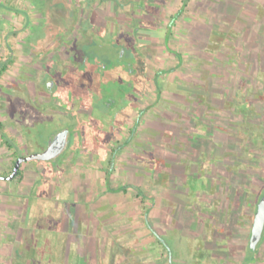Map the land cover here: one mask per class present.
Listing matches in <instances>:
<instances>
[{
	"label": "rangeland",
	"instance_id": "rangeland-1",
	"mask_svg": "<svg viewBox=\"0 0 264 264\" xmlns=\"http://www.w3.org/2000/svg\"><path fill=\"white\" fill-rule=\"evenodd\" d=\"M133 1L137 3L136 11L131 9L134 2L129 0H0V71L6 65L0 72V121L4 124L7 140L14 144V148H10L0 139V264H55L57 254H49L47 246L61 241L64 225L63 221L51 219L55 214L64 213L65 199L74 197L89 199L90 207L95 211V225L103 233L106 245L112 248L111 253L117 252L116 259H132L131 264H232L231 261L226 263L225 257L237 252L231 260L233 264L242 263L248 237H243L244 231L240 230L238 236L242 243L234 244L235 248L226 239L233 236L235 225L244 223L248 227L250 224L245 219L251 218L248 209L254 207L256 196L251 195L249 200L247 193H264V98L253 93L255 95L250 99L240 94L226 99L225 95L215 94L224 92V87L195 86L192 90L187 85L192 77L202 74L197 56L204 47L200 34L210 32L211 41L216 42V45L209 44L213 48L208 52H213L214 46L220 48L219 43L237 36L238 32L241 36L235 41L237 46H246L242 36L245 32L255 36L254 40L249 39V47L254 44L257 48L258 42L264 46V0H190L192 4L186 12L180 11L183 0ZM117 5L124 9L121 21L126 22L128 12L133 11V15L141 17L143 30L148 34L143 37V43L149 44L151 54L143 53L141 58L146 56L150 61L149 87L154 88L144 102L150 105L155 90L161 88L164 91L159 106L161 113L168 110L169 114L173 112L178 116V124L168 122L170 127L161 139H154L158 145L142 157L144 165L147 170L162 175L160 183L172 175L192 185L198 183L197 191L183 199L181 192L164 191L160 183L158 185L148 177L141 186L143 193L148 195L152 189L157 192H154L155 199L143 202L134 188L122 194L108 189L110 185L113 189L122 185V180L118 179L119 165L113 167L109 184L105 181L107 169L101 168L100 164L68 166L64 160L59 165L48 158L32 161L34 167L31 162L25 163L22 174L7 180L2 175L10 171L14 149L25 153L40 151L51 131L67 127L77 132L86 120L89 123L97 121L103 110L104 95L117 91V82L110 81L107 74L101 72V66L117 57L118 42L124 38L111 37V21L100 31L105 41H100L101 47L89 41L84 43L86 37L82 35V26L86 22L94 21L95 15L106 20L111 17L110 7ZM120 10L111 14L112 18ZM213 12L211 22L206 24L205 16H211ZM174 15H177L175 19ZM212 27L215 28L210 31ZM92 29L86 33L91 34ZM60 36L63 39L57 45L61 51L54 54L51 49ZM82 43L89 51L94 47L93 55L69 70L70 59L67 63L63 61ZM175 50L179 53L174 54ZM187 52L196 57L190 63L193 70L183 61L182 55ZM260 59L261 62L255 56L251 59L256 68L263 65L262 57ZM144 60L138 65L141 72L146 67ZM177 63H180L178 71L172 70L166 77L156 73L161 68H173ZM209 64L211 69L218 70L216 65L219 63L214 58ZM47 72L58 82L59 87L53 92L62 94L64 100L70 92L76 96L67 109L39 110L28 98L27 95L35 96L36 83L42 84ZM204 78L210 79L213 85L218 82H213L216 77L211 73ZM221 82L225 84V81ZM205 90L206 97L202 95ZM80 101L92 109L93 114L76 117ZM186 111L190 112L188 116H184ZM148 113L152 114V111ZM212 113L216 121H213ZM146 114L142 119L144 128L139 134L144 139L149 131L147 125L153 122L150 118L145 119ZM198 114L203 116L201 120L197 116L199 121L193 127ZM216 123H221L222 127ZM165 124L159 125L165 129ZM194 135L197 146L185 149L177 145ZM94 141L92 138L90 142ZM88 153L96 155L97 151L90 145ZM66 154L82 157L75 147L69 146L58 160L65 159ZM145 207L154 208L147 217L152 221L151 226L147 225ZM155 209L161 216L154 215ZM183 211L187 216L181 213ZM175 212H178V218L187 219L181 226L165 225L164 219ZM46 214L51 219L45 217ZM68 227L74 229V223L70 221ZM181 227L182 231H177L176 228ZM262 234L258 244L262 250L251 255V264H264V230ZM32 244L40 248L37 251L40 258L34 257L30 249ZM93 244L91 264H96L95 259H109L104 243L97 244L103 246L102 254L106 252L101 258L93 255L97 252ZM213 245L216 247L211 248ZM14 248L20 249L21 257L15 254ZM73 253L70 259L80 264L77 250Z\"/></svg>",
	"mask_w": 264,
	"mask_h": 264
},
{
	"label": "flooded vegetation",
	"instance_id": "flooded-vegetation-1",
	"mask_svg": "<svg viewBox=\"0 0 264 264\" xmlns=\"http://www.w3.org/2000/svg\"><path fill=\"white\" fill-rule=\"evenodd\" d=\"M136 10L137 9H135V11ZM128 15V20L125 23L126 27L123 28L122 26L115 25V29L111 31V34L113 36H111L112 38L117 37V40L124 38V40H126L125 44L123 43L124 40L118 42L120 45L115 53L117 57L109 59L108 64H104L103 66H101V72H103L105 75L107 74V77L110 81L117 82L118 89L117 91L114 90L113 94L104 95L103 101L101 103L103 110L99 115V119L97 121L93 120L92 123H89V121L86 120L87 123H82L77 132L76 130H71L67 127L51 131L48 135L47 141L41 144L40 151L25 153L24 150L19 152L14 149L10 171L8 174L2 175L3 177H5L7 180L15 179L17 176L22 174V168L25 163L31 162L32 166L34 167L35 163H32V161L38 158L52 159L51 162H54L56 164H59V162L66 160L69 163L68 166L76 165V163L83 165L92 163L100 164L101 167L107 169L106 173L111 176L113 175L114 171L113 167L118 165L123 166L128 163H134L139 159V147H141V145H143L144 143L151 142L140 137L139 134L140 131L144 128V123L142 121L143 116L148 112V110H150V106H148L149 104L147 102H144V100L146 97H148L154 87H149L150 75L148 73L149 68H151L150 61L146 56L144 58H141V55L143 53L149 54L151 52L149 44L143 43V37H148V34L143 30L141 17L139 18L137 17V15H133V11L131 13L128 12ZM176 16L177 15L173 16L174 19ZM171 24L172 23H170L169 25ZM63 36L58 37L54 49H51L52 53L58 54V52L61 51V48L57 45V43L58 41L61 42ZM142 59H146L144 60L146 64L144 72H141L138 68V65L142 63ZM59 66L60 63L57 64V67ZM160 72V69L156 71L159 76ZM43 81L44 82H42V84L36 83L35 96L27 95L28 98L33 101V104L37 109L44 111L46 109H49L51 112H56L60 108L67 109L70 104L73 103L76 97L73 95V92L69 93L67 100L63 99L62 94L53 92L57 90L58 82L52 73L47 72V74L44 76ZM92 92L93 91H91V93ZM157 92L160 93L159 90H155L154 93L157 94ZM144 103H146V105H144ZM253 104H255V102ZM186 112V115L184 116H188V114L190 113ZM75 113L76 117H78L83 114H93V110L87 106L85 107V105L80 101L78 102ZM165 113L167 114L168 110L164 112V114ZM210 115L214 116L215 120L213 119V121H216V116L213 113ZM197 116L199 120H201L203 115H196L195 124L193 125V127H195L196 122L199 121L197 120ZM61 121L63 120L61 119ZM216 125L221 126V123H216ZM165 126L166 127L164 131L170 127L167 122ZM146 128L148 130H163L160 125L154 124L153 122L149 123ZM204 133H207V131L204 130ZM92 138L95 140L93 143L90 142ZM90 145H92L97 151L96 155H90L88 153ZM69 146L75 147L80 153H82L81 159L80 157L70 156L66 154L65 159L63 157L58 160V157L63 154ZM10 148H14V144H12V147ZM19 158H23L19 171L15 176L10 177L14 171L16 161ZM257 172L259 171L257 170ZM137 175L139 174L137 173ZM108 181L107 183H109ZM130 185L131 188L136 189V191H138V189H142L139 185H135L133 183ZM108 188L111 191L114 190L111 189V185ZM251 195L256 196V201L254 207L252 205V209H248V213L250 214L251 218L245 219L250 221V224L247 227L248 241L245 246L243 245V250L245 251V253L243 255L241 264H251V255L255 256L260 250H262V246L258 248V244L263 238L262 233L264 230V226L259 241L255 246H253L251 242V233H253L257 204L264 193L260 195L254 194L252 192L247 193V196H249V200ZM147 217L148 215H146L147 223L151 226V221H149ZM243 227L244 223H242L240 226L235 225V232L234 234H232L233 236L229 239H226L227 243L231 244V247H234V244H240V237L238 236V232L240 230L242 231ZM214 247H216V245H213L211 248ZM236 255L237 252L234 254V256ZM234 256L227 255V258L225 257V262H230L231 258L234 259Z\"/></svg>",
	"mask_w": 264,
	"mask_h": 264
},
{
	"label": "crops",
	"instance_id": "crops-1",
	"mask_svg": "<svg viewBox=\"0 0 264 264\" xmlns=\"http://www.w3.org/2000/svg\"><path fill=\"white\" fill-rule=\"evenodd\" d=\"M191 4H192V2H190V0H188L186 5L183 7V10H181V11L186 12L187 7L190 6ZM210 15L211 16H207V17L205 16V19H204V17H202L203 15L202 16L199 15V17L201 19H204L206 21V24H207V22H211V17L213 15H215V13L213 12ZM214 28L215 27H212L210 29V31H213ZM202 31H205V30H202ZM208 33L205 35L204 34L199 35V39H201L204 43L203 44V46H204L203 50L201 48L199 50L198 55H197L199 58V62H200L198 69L202 74L200 76H197V77H192L191 80L189 81L187 87L189 89H192V90L194 89L195 86L196 87H202V88H204V87L210 88L211 86L218 87V88L224 87L225 88L224 92L218 91L219 93H215V94H216V96L220 95L221 97L225 95L226 99H228L230 96L234 97V96H237L239 94L242 95L246 99H250V96H252V98H253V96L256 93L259 94L260 97L264 98V57H263L264 56V48H263L264 46L262 47L259 42H258V44H256L259 46V48H258V46H257V48H254L253 47L254 44L252 47H249L247 45V43L251 44L250 40H254V37H255L254 34L252 33L251 35H249V33H247V32L243 33L242 36L244 37V41L246 44L245 47H243L244 45L237 46V44L235 42L236 39H238V37L241 36L238 32L237 36L231 37L230 39H225L221 43H219L220 48L214 46V51L208 52V49L213 48V46H209V44L212 43L214 45L216 43L215 41H213V42L211 41V39L209 37L210 32H208ZM222 47H226L227 49L222 48ZM194 52L196 53V51H194ZM175 53L178 54L179 52L175 50L174 54ZM192 54H194V53H192V52L188 53L187 52L186 54H183V55L181 54L184 57L183 61L188 62L189 63L188 65L191 69L193 68V66H190V63H192V61L194 59L196 60V57H194L195 55H192ZM253 56H255V59L259 62H261L260 57H262V61H263L262 67L257 66V68H256V66L253 65L254 61H251ZM212 58H214L216 61H218L219 65L218 66L216 65V67L219 71L218 70L214 71L213 69L210 68L209 63H211ZM177 62H178V60H177ZM178 64H180V63L175 64V66L173 68H170V67L161 68L160 69V71H161L160 76L163 78V77H166L168 75V73L172 72V70L178 71ZM255 69H257L256 73H254ZM210 73L214 74V77H216L213 80V82L218 81L214 85L210 79L204 78V77H206L207 74H210ZM216 75H218V77ZM201 76H203V77H201ZM221 81H225V84H223L224 82L222 83ZM193 84H195V85H193ZM159 91H160V93L158 92L157 94H155L150 105H148V106H150V110H148V111H152V114H150V113L146 114L145 119L150 118L153 121V123L157 124V125H159V124L164 125L166 122L167 123L170 122L172 125L178 124V121H177L178 116L176 113H173V112L170 114L169 113H167V114L161 113L162 111H160L159 106H160V103L162 101V93L164 91L161 88H159ZM253 93H255V94H253ZM206 94H208L207 90H205L204 93H202V95L204 97L207 96ZM229 102H233V101H229ZM163 132H164V129H163V131H161V130L158 131L155 129H151V130L147 131V133L145 135V139L148 141H151V142L144 143L140 147V150L138 152L139 159L136 160L134 163H128V164H125L123 166H120V165L118 166L119 171H120L119 172L120 177L118 179L122 180L121 181L122 185H127L128 189L131 188L130 184H132V183L135 185L142 186L143 181L147 180L148 177H152L153 181L155 183L156 182H157V184L160 183L162 175L161 174L159 175L157 173H153L152 171L147 170V166L144 165L145 161H143L142 157L145 154L151 153L153 151V146L156 147L158 145L156 141L153 143L154 139H161V136H163ZM179 132L181 133V131H179ZM201 135H204V134L201 133ZM195 137H196L195 135H194V137H192V136L187 137L181 143H180V141L177 142V145H179L181 148H185V149L188 147L193 148V146H197V144H196L197 140L195 139ZM155 144H157V145H155ZM168 151H174V150L169 149ZM196 151H198V149H196ZM176 152H178V151L176 150ZM165 162L167 163V161H165ZM137 173L139 175H137ZM110 178H111V175H109L108 173H105V181L107 182L109 180L108 182L111 183ZM197 184L198 183L192 185L190 183H187V181L177 179V178L173 177L172 175H168L167 180L160 183L161 189H163L164 191H167L169 193H174V194H178V193L180 194V192H181V194H183L182 195L183 199L189 198L190 193L197 191V189H198ZM177 185L179 186V188H177ZM116 188H119V187L117 186ZM116 188H114L115 190H112L110 192L116 191V192H119V194H122V192H126V191H122V190H117ZM111 189H113V188L111 187ZM155 191H156L155 189H152V191L149 192L147 197L149 195L150 196L148 198H146V200L155 199V196H154ZM136 194H138V192H136ZM139 196H140V199L142 201V196L141 195H139ZM156 198H158V197H156ZM153 209H154L153 207H145V212H146L145 215H149V213H151V211ZM185 209H186V207H185ZM154 212H155L154 215L159 214L161 216L158 209H155ZM181 213L187 216V214H185L186 211L185 212L183 211ZM178 216H179L178 212H175L173 214L170 213L169 216L164 219V221L166 220L165 225L172 227V226H174L173 224H176V225L178 224V226H181L182 221H184L187 218H184V220H182V218H178ZM147 225H148V223H147ZM176 229H177V231H182V227L176 228ZM242 231H244L243 237H246L248 235L247 234L248 232H247V227L245 225H244ZM239 243H242V242L239 241ZM231 261L233 262V260H231Z\"/></svg>",
	"mask_w": 264,
	"mask_h": 264
},
{
	"label": "trees",
	"instance_id": "trees-1",
	"mask_svg": "<svg viewBox=\"0 0 264 264\" xmlns=\"http://www.w3.org/2000/svg\"><path fill=\"white\" fill-rule=\"evenodd\" d=\"M132 3L134 2L133 0H129ZM188 0H183L182 2V7L180 8V11L183 10V7L186 5ZM136 5L137 3L134 2L131 6L132 10L136 9ZM110 16L111 17H107L106 20H102V18H100L99 15H95V20L90 23L86 22L83 26H82V35L85 36V42L89 41V43L92 42V44L96 43V47H101L102 43L100 42L101 40L103 41L104 38H102V36L100 35V31L101 29L105 28L106 25L108 23H110L109 21H111V25H112V30L115 29V25L118 26H122L123 28L126 27V22L121 21V16L122 12L124 11V9L120 8L119 5L117 6H113L110 7ZM117 9H121L120 11H117L116 17L113 16L111 14H114V12ZM127 14V13H126ZM122 23V24H121ZM125 24V26H124ZM90 28H93L92 33L91 34H87L86 32L88 30H90ZM97 30L99 31V33L97 32ZM111 30V31H112ZM113 37V36H112ZM106 39V38H105ZM99 40V41H98ZM95 41H98L95 42ZM105 42V41H103ZM79 44L77 46V48L74 49V51L72 53H69L67 56V59L64 60V63H67L70 59L69 62H71L70 68L74 69L76 66L81 65L82 63H85V59L90 57L93 52V48H90V51L85 49V47H83L82 45L84 44ZM91 54V55H90ZM5 66H2L3 68L1 69L0 72H3V70H5ZM70 72V71H69ZM4 128V124L2 121H0V139L4 141V143H6L9 147H12V144L9 140H7V134L3 131ZM127 185H122L119 188H116L117 190H122V191H127L128 188ZM115 190V189H114ZM138 195H142V201L144 202L146 200L147 195L143 193L142 189H138ZM145 196V197H144ZM65 206L63 207V209L65 210L64 213L62 215H57L55 214V217L51 219V217L49 215H45V217L51 219L52 221H63V225H64V229L62 230V235L61 238L59 239L60 242L58 243H50L47 246V251L48 253H56L57 254V259H55L53 262L55 264H75L74 259H70V256L73 253V250H77V254L79 256V260L77 262H80V264H91V252L93 251V244L96 247L97 252L94 253L93 255L96 256V258H101L105 255V253L107 252L109 255V259H95V263L96 264H104V261L106 260V264H131V260L132 259H122L121 257H119L120 259H116V254L117 252L111 253L112 248L108 247V244L106 245L105 242V237L102 238L103 233L98 229V227L95 225V219H94V214L95 211L90 207V201L88 198H78V197H74L73 199L67 198L65 199ZM56 207L58 206L55 205ZM60 218V220H59ZM73 222L75 228L71 229L68 227V223L69 222ZM116 233V232H115ZM117 235V234H116ZM116 238H118V236H115ZM115 238V240H116ZM158 241H161L159 238H157ZM77 245L75 246L74 244ZM98 243H104V247L106 252H104V254H102V250H103V246H97ZM116 244V243H115ZM119 244H117L118 246ZM62 247V248H61ZM75 247V248H74ZM32 253L34 255V257L38 256L37 251L40 250L39 247H37L35 244L31 245ZM103 250V251H105ZM72 251V252H71ZM110 251V252H109ZM116 251V248L115 250ZM14 252L15 254H18L20 256L21 251L18 248H14ZM39 253V252H38ZM71 253V254H70ZM114 257H113V256ZM129 255V254H128ZM134 254H130L129 256H132ZM21 257V256H20ZM37 258H40L39 256ZM89 258V259H88ZM48 260V259H47ZM144 262V261H143ZM48 264H51L50 262H47ZM142 264V263H140Z\"/></svg>",
	"mask_w": 264,
	"mask_h": 264
},
{
	"label": "water",
	"instance_id": "water-1",
	"mask_svg": "<svg viewBox=\"0 0 264 264\" xmlns=\"http://www.w3.org/2000/svg\"><path fill=\"white\" fill-rule=\"evenodd\" d=\"M22 161H23V158H19L16 161L14 171L10 177H13L18 173ZM263 226H264V195L261 197V199L259 200L257 204V210H256L255 221H254V226H253V233H252V238H251V242L253 246H255L257 242L259 241Z\"/></svg>",
	"mask_w": 264,
	"mask_h": 264
}]
</instances>
